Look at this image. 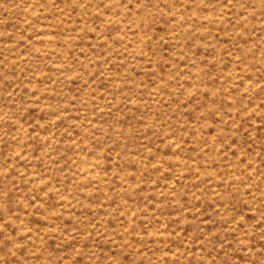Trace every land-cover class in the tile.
Here are the masks:
<instances>
[{
  "label": "rangeland",
  "instance_id": "obj_1",
  "mask_svg": "<svg viewBox=\"0 0 264 264\" xmlns=\"http://www.w3.org/2000/svg\"><path fill=\"white\" fill-rule=\"evenodd\" d=\"M0 264H264V0H0Z\"/></svg>",
  "mask_w": 264,
  "mask_h": 264
}]
</instances>
